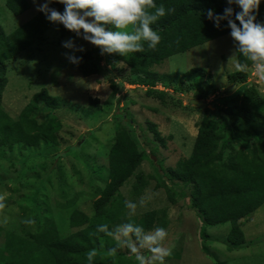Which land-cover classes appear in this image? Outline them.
I'll list each match as a JSON object with an SVG mask.
<instances>
[{
    "label": "rangeland",
    "instance_id": "rangeland-1",
    "mask_svg": "<svg viewBox=\"0 0 264 264\" xmlns=\"http://www.w3.org/2000/svg\"><path fill=\"white\" fill-rule=\"evenodd\" d=\"M5 1L0 0V26L5 34L33 19L44 2L36 0L34 4L33 0H27L28 10L16 17L7 10ZM69 39L82 45L85 51H94L98 74L83 78L70 65L65 53L71 54V50L62 46ZM236 65L234 43L226 35L175 55L153 70L160 74H181L195 67L205 69L210 81L203 78V82L216 90L205 103L213 102L216 110L240 87L228 81L230 74L239 71ZM6 69L7 85L1 104L12 118L42 89L81 108L88 106L90 98L97 99L101 111L89 118L81 111L68 108L51 111L41 103L35 117L39 123L50 116L59 119L61 144L57 147L42 144L26 151L19 147L0 149V195L6 197L4 212L9 218L7 225L1 226L4 230L14 231L25 225L28 233L35 234L49 220L60 237L69 235L72 211L91 215L92 203L107 180L109 147L116 132L124 128L144 154L135 173L150 176L138 196L133 192L135 176L120 188L119 194L125 201L137 204L134 215H130L128 208L125 215L138 217L149 211L167 212L165 246L171 247L172 255L166 258L165 264H264V204L242 225L245 244L231 249L226 241L229 224L204 225L190 208L191 186L167 180V171L190 155L197 136L201 112L188 102L194 99V91L186 87L181 92L169 91L164 103H160L146 95V87L129 84L134 77L123 64V57L101 55L99 48L74 33L60 38L53 29L8 61ZM245 72L248 85L255 87L264 98V78L258 74L257 67L253 64ZM150 123L157 126L162 137L168 138L165 146L154 141ZM142 198L145 204L140 206ZM26 219H33L35 223L21 222ZM105 251L102 248L100 252ZM101 256L111 264H138L135 255L126 248L118 249L115 258Z\"/></svg>",
    "mask_w": 264,
    "mask_h": 264
},
{
    "label": "trees",
    "instance_id": "trees-1",
    "mask_svg": "<svg viewBox=\"0 0 264 264\" xmlns=\"http://www.w3.org/2000/svg\"><path fill=\"white\" fill-rule=\"evenodd\" d=\"M155 2L175 11L152 25L162 37L156 50H148L145 45L144 52L123 57V64L130 76L134 77L129 84L146 87V95L160 103H164L169 91L181 92L184 87L195 92V100L206 102L216 94V90L211 84L206 85L210 76L205 69L195 67L181 74H160L153 68L175 55L230 35L226 21H221V27L217 29L213 21L207 19V10L223 14L229 5L226 0ZM5 6L16 17L29 8L27 0H6ZM49 6L60 12L64 10L61 3ZM231 7L234 13L240 11L235 4ZM256 17L257 22H264V0H261ZM50 29L55 30L60 38L73 33L63 25L49 22L42 12L9 34H5L0 26V149L19 147L26 151L42 144L54 147L61 144L59 119L50 116L39 123L35 117L41 103L51 111L68 108L81 111L89 118L101 111L97 99L90 98L88 106L81 108L50 96L45 89L34 94L15 118L2 107V94L7 85L6 63L31 48ZM106 30L115 29L106 25ZM76 56L82 57L81 62L78 65L69 63L83 78L98 74L93 50L80 52ZM236 59L237 63H247V69L253 65L239 54H236ZM203 78L206 82H203ZM228 81L240 87L226 97L222 108L215 110L213 102L208 104L213 109L194 107L201 112V119L191 153L167 171V180L191 186L190 208L196 211L204 225L229 224L226 241L229 248L235 249L245 244L241 230L243 223L249 221L264 204V98L255 87L248 85L245 70L230 74ZM149 129L154 141L165 146L168 138L161 136L157 126L150 123ZM143 160L144 154L129 132L124 128L119 129L107 154V180L92 203L91 215L79 210L72 211L68 221L72 232L65 237L58 235L54 223L49 220H45L44 227L35 234L28 233L25 225L14 231H6L0 226V264H88L86 253L89 250H107L116 244L112 237L97 231L102 224H107L109 231L129 222L143 227L145 232L156 227L165 228L167 212L164 210L145 212L138 217L125 215V200L119 190L135 176L133 192L137 196L141 194L150 179V176L135 173ZM93 264H111V261L98 255Z\"/></svg>",
    "mask_w": 264,
    "mask_h": 264
},
{
    "label": "clouds",
    "instance_id": "clouds-1",
    "mask_svg": "<svg viewBox=\"0 0 264 264\" xmlns=\"http://www.w3.org/2000/svg\"><path fill=\"white\" fill-rule=\"evenodd\" d=\"M226 2L229 6L223 10V14H215L214 10L209 9L207 19L213 21L217 29L221 27V21L227 22L226 26L230 29L234 43V53L245 61L252 62L257 67L258 74L264 78V23L257 22L256 17L261 0ZM52 3L63 4V12L50 7ZM233 4L240 11L234 13L231 7ZM37 11L44 13L49 22L63 25L77 38L99 48L101 55L117 54L124 57L144 52L145 45L148 50H156L162 37L152 25L162 17L174 13L175 9L165 8L163 4L157 5L155 0H44ZM106 25H111L115 30H106ZM62 46L71 50V54L65 53L69 62L78 65L82 57H77L75 53L85 51L83 46L76 45L72 39L63 42ZM236 67L244 71L248 64L237 63ZM139 204L143 206L145 199L142 198ZM125 207L130 210V215H134L137 204L125 201ZM6 208V197L0 195V226H6L9 221L4 212ZM21 222L26 225L35 223L33 219ZM97 231L112 237L116 244L103 253L96 248L89 250L86 253L88 264H93L98 255L115 258L121 248L130 250L138 264H165L166 258L172 255L171 247L165 246L168 232L162 227L145 232L143 227L129 222L117 225L112 231H109L107 224H102Z\"/></svg>",
    "mask_w": 264,
    "mask_h": 264
},
{
    "label": "water",
    "instance_id": "water-1",
    "mask_svg": "<svg viewBox=\"0 0 264 264\" xmlns=\"http://www.w3.org/2000/svg\"><path fill=\"white\" fill-rule=\"evenodd\" d=\"M189 104L195 108H198L200 110H205V109H213L210 105H207L205 102H200L197 100H189Z\"/></svg>",
    "mask_w": 264,
    "mask_h": 264
},
{
    "label": "built area",
    "instance_id": "built-area-1",
    "mask_svg": "<svg viewBox=\"0 0 264 264\" xmlns=\"http://www.w3.org/2000/svg\"><path fill=\"white\" fill-rule=\"evenodd\" d=\"M159 89H161V88H159Z\"/></svg>",
    "mask_w": 264,
    "mask_h": 264
}]
</instances>
